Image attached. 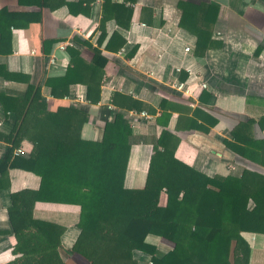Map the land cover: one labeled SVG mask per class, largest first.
<instances>
[{
  "label": "crops",
  "instance_id": "crops-1",
  "mask_svg": "<svg viewBox=\"0 0 264 264\" xmlns=\"http://www.w3.org/2000/svg\"><path fill=\"white\" fill-rule=\"evenodd\" d=\"M179 1L0 0V93L21 96L28 83L40 85L49 110L63 105L88 113L82 139L100 140L105 122L117 111L128 118L133 112L147 113L148 119L138 116L131 125L134 137L143 140L130 149L127 187L144 186L152 146L164 130H170L176 142L174 157L205 175L225 174L231 166L243 165V158L223 139L231 138L236 122L248 118L256 120V137H264V127L257 122L264 118V0H187L217 7L212 39L221 45L201 56L195 53L196 36L180 25ZM93 49L106 56L98 72V101L86 98V85L81 82L71 83L61 97L52 96L46 80L63 76L73 67L72 58L85 62L82 73ZM178 82L185 83L189 93L176 90L173 84ZM202 82L207 86L201 87ZM133 101L142 109L129 107ZM192 120L207 130L189 129ZM14 121L15 114L5 112L0 103V133H9ZM7 147L0 139V158ZM19 147L28 153L30 142L23 140ZM40 179L18 167L0 174V264L14 258L16 239L9 232L7 213L10 193L36 189ZM199 193L198 188L191 204ZM165 201L162 194L161 204ZM33 214L61 225L60 251H71L80 233L75 225L77 205L37 201ZM242 234L251 246L248 264H264V233ZM158 246L165 251L172 243L161 238ZM136 256L137 264H150L149 256Z\"/></svg>",
  "mask_w": 264,
  "mask_h": 264
},
{
  "label": "trees",
  "instance_id": "trees-1",
  "mask_svg": "<svg viewBox=\"0 0 264 264\" xmlns=\"http://www.w3.org/2000/svg\"><path fill=\"white\" fill-rule=\"evenodd\" d=\"M178 6L180 25L197 38V55L221 45L212 39L214 4L180 0ZM105 60L100 50L93 49V58L80 73L85 62L72 58L73 67L63 76L46 80L51 95L61 97L71 83L81 82L86 85V98L96 103L98 72ZM133 102L129 107L142 109L138 101ZM0 103L5 112L15 114L9 133H0L8 143L0 158V174L18 167L41 177L38 188L10 193L9 232L16 242L14 258L5 264H71L60 251L64 228L34 218L37 201L78 206L75 225L80 233L71 252L84 264H137V253L149 256L150 264L249 263L251 246L242 233H264V137L254 134L255 119L236 122L231 138L223 139L244 164L213 176L176 159L173 134L164 130L152 146L145 184L137 188L125 186L124 177L130 149L143 139L134 137L128 117L121 112L105 122L100 140H90L80 137L88 113L63 105L49 110L38 84L28 83L21 96L0 93ZM257 122L264 127V118ZM189 129L207 130L194 120ZM23 140L30 142L28 153L13 155ZM198 188L200 193L191 204ZM161 238L172 247L159 250Z\"/></svg>",
  "mask_w": 264,
  "mask_h": 264
},
{
  "label": "built area",
  "instance_id": "built-area-1",
  "mask_svg": "<svg viewBox=\"0 0 264 264\" xmlns=\"http://www.w3.org/2000/svg\"><path fill=\"white\" fill-rule=\"evenodd\" d=\"M65 46L64 43L60 44V48L63 49ZM185 50L188 51L189 50V47H185ZM200 86L201 87H206V83L202 82L200 83ZM173 87L178 90V91H181V92H184V93H189V90L186 86L185 83H182V82H178V83H174L173 84ZM140 117L142 119H148L149 118V115L145 112H141L140 114H135L134 112L131 114V117L128 118L129 120V123L131 125L135 124L137 121H136V118L137 117ZM15 155H24L26 154L27 152L25 151V149H23L22 147H17L14 149V152H13Z\"/></svg>",
  "mask_w": 264,
  "mask_h": 264
},
{
  "label": "rangeland",
  "instance_id": "rangeland-1",
  "mask_svg": "<svg viewBox=\"0 0 264 264\" xmlns=\"http://www.w3.org/2000/svg\"><path fill=\"white\" fill-rule=\"evenodd\" d=\"M63 258L65 261L70 262L71 264H84L82 257H80L74 253H71V251L65 252Z\"/></svg>",
  "mask_w": 264,
  "mask_h": 264
}]
</instances>
